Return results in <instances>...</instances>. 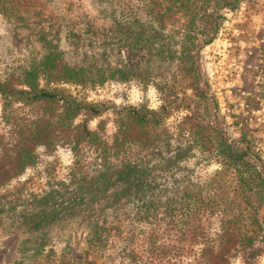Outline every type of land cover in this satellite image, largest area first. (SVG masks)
I'll use <instances>...</instances> for the list:
<instances>
[{"label": "rangeland", "instance_id": "rangeland-1", "mask_svg": "<svg viewBox=\"0 0 264 264\" xmlns=\"http://www.w3.org/2000/svg\"><path fill=\"white\" fill-rule=\"evenodd\" d=\"M32 3L20 0L14 6L5 2L0 11V82L16 90L25 89L21 72L52 52L61 66L78 69L83 81L64 82L47 73L39 83L45 90H59L116 109H157L161 105L158 86L168 80L176 65L171 59L160 60L153 48L134 46L126 39L127 25L143 17L140 0ZM172 50L176 51L175 47ZM200 68L217 102V116L219 109L229 134L245 137L264 161V0H244L235 11L225 12L217 38L200 52ZM124 70L126 75L122 76ZM40 113L35 104L8 103L0 96L1 163L6 157L4 150L14 142L15 125L28 124ZM183 114L175 111L167 120L168 132ZM115 118L108 110L96 117L79 116L69 124L99 133L110 149L117 131ZM173 144L157 143L153 150L141 154L133 177L127 178L123 172L126 154L113 156L109 150L105 153V148L82 144L75 157L67 143H57L51 152L37 147L35 167L0 187V264H124L119 247L127 237L133 235L137 246H143V234L160 228L163 240L177 245L181 230L214 228L218 215L208 216L202 203L183 204L182 208L179 201L185 195L202 198L210 193L218 199V189L206 188L205 182L218 166L201 161L194 152L188 160L179 161ZM100 172L103 182L110 183L102 194L125 193L120 206L111 210L94 204L89 208L77 205L72 216L63 212L62 220L44 240L43 250L33 253L34 246L42 241L26 233L25 220L41 208L35 201L47 197L46 208L52 204V195L55 204L67 203L76 193L74 186L81 185L78 194L85 196L86 203L97 192L93 190ZM91 230H98V236L94 237ZM200 236H187L179 244L181 252L170 256V263L192 262L201 247ZM231 264L241 261L235 259ZM259 264H264V257Z\"/></svg>", "mask_w": 264, "mask_h": 264}, {"label": "trees", "instance_id": "trees-1", "mask_svg": "<svg viewBox=\"0 0 264 264\" xmlns=\"http://www.w3.org/2000/svg\"><path fill=\"white\" fill-rule=\"evenodd\" d=\"M19 1L0 0V11L4 10L5 2L17 6ZM32 1L31 6L34 5ZM243 1L140 0L143 17L127 25L129 35L126 39L134 46L153 48L160 60L171 59L176 65L168 80L158 86L162 102L157 109L133 106L116 109L89 103L59 90L41 88L40 78L47 73L64 82L80 84L83 81L78 69L66 64L61 66L52 52L21 72V84L25 89L16 90L6 82H0V96L5 102H20L27 106L35 104L41 111L28 124L15 125L14 142L11 148L4 150L2 155L6 157L0 162V187L35 167V151L39 146L51 152L57 143H67L75 157L82 144L105 148V153L109 150L113 156L126 154L123 172L127 178L133 177L141 154L153 150L157 143L169 146L174 142L179 161L188 160L190 152H194L201 161H212L218 166L205 181L206 188L218 189V199L215 193H210L202 198L200 195L199 198L188 195L192 199L185 195L179 201L182 208L190 203H202L208 216L218 217L214 228L198 230L193 226L179 232L176 240L179 244L185 242L187 236L193 239L199 233L201 247L192 262L176 264H231L235 259H239L241 264H259L264 257V161L252 151L245 137L234 138L229 134L225 123L220 120L219 109L217 116V102L211 96L200 68V52L217 38L225 12L235 11ZM173 47L176 51L172 50ZM125 71H121L122 76L126 75ZM108 110L116 116L117 123L110 149L106 148L107 142L99 133L80 126L70 127L69 122L79 116L96 117ZM175 111H184V114L177 116L172 132H168L166 122ZM103 179L100 172L93 190L97 192L86 203L85 196L78 194L83 188L81 185L74 186L76 193L68 198L67 203L55 204L52 195L49 196L52 204L46 208L43 205L47 197L35 201L41 208L25 220L26 233L42 241L34 246L33 253L43 250L44 240L48 239L55 224L62 220L63 212L72 216L77 205L89 208L94 204L111 210L120 206L125 193L102 194L110 184L104 183ZM63 204L68 205L63 207ZM91 231L94 237L98 236V230ZM160 231V228L147 230L143 234V246H137L133 235L127 237L119 247L122 262L172 264L170 256L181 252V245L163 240Z\"/></svg>", "mask_w": 264, "mask_h": 264}]
</instances>
